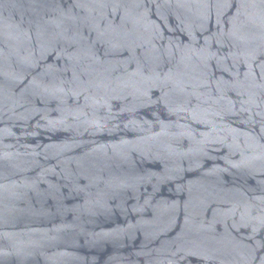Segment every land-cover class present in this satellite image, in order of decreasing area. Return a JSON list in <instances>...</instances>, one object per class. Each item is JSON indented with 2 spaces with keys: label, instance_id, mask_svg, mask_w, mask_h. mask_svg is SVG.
<instances>
[{
  "label": "water",
  "instance_id": "water-1",
  "mask_svg": "<svg viewBox=\"0 0 264 264\" xmlns=\"http://www.w3.org/2000/svg\"><path fill=\"white\" fill-rule=\"evenodd\" d=\"M0 264H264V0H0Z\"/></svg>",
  "mask_w": 264,
  "mask_h": 264
}]
</instances>
